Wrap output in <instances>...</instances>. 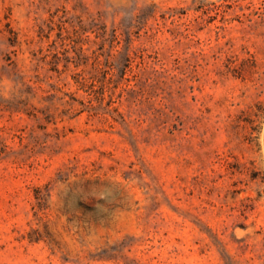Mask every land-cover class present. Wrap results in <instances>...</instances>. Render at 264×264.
Masks as SVG:
<instances>
[{"label": "rangeland", "instance_id": "obj_1", "mask_svg": "<svg viewBox=\"0 0 264 264\" xmlns=\"http://www.w3.org/2000/svg\"><path fill=\"white\" fill-rule=\"evenodd\" d=\"M0 264H264V0H0Z\"/></svg>", "mask_w": 264, "mask_h": 264}, {"label": "trees", "instance_id": "obj_2", "mask_svg": "<svg viewBox=\"0 0 264 264\" xmlns=\"http://www.w3.org/2000/svg\"><path fill=\"white\" fill-rule=\"evenodd\" d=\"M180 12H181V13H185V9H181ZM175 15H176V12H173V13H170V14H169L170 17H171V16H175ZM161 16H162L163 18H165V17H166V13H162ZM130 61H131V57H130L129 55H127V56L125 57L124 62H123V65H124L123 68L128 67V66L130 65Z\"/></svg>", "mask_w": 264, "mask_h": 264}]
</instances>
